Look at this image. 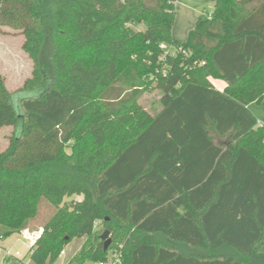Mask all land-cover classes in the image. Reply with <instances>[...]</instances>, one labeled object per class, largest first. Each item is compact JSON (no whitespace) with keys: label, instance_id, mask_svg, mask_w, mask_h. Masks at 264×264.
<instances>
[{"label":"trees","instance_id":"trees-1","mask_svg":"<svg viewBox=\"0 0 264 264\" xmlns=\"http://www.w3.org/2000/svg\"><path fill=\"white\" fill-rule=\"evenodd\" d=\"M176 3L0 0V26L33 62L19 91L38 92L19 113L0 74V129L13 128L0 239L43 229L32 264L77 238L68 264L116 249L122 264H264V127L249 108L264 105V0H216L186 42ZM44 202L55 210L38 226Z\"/></svg>","mask_w":264,"mask_h":264},{"label":"rangeland","instance_id":"rangeland-1","mask_svg":"<svg viewBox=\"0 0 264 264\" xmlns=\"http://www.w3.org/2000/svg\"><path fill=\"white\" fill-rule=\"evenodd\" d=\"M212 6H206L207 11H211ZM135 29L141 30L142 26H136ZM25 38L21 31L13 29L7 26H0V74L4 77L6 81V86L8 90L13 93V105L16 110L20 113V100L25 97H36L38 92H20L19 89L23 86L24 82L31 77L33 71V62L28 57V55L23 50ZM151 87L148 92L144 95V99L157 103L160 99V93L158 88H152L157 83L156 78L151 79ZM213 86L219 85L218 79H210ZM253 110L258 113L257 120H262L264 123V105L253 106ZM13 135V128L4 127L0 129V152H5L9 145L10 140ZM70 151V150H69ZM83 199V196H71L65 200V204L69 207L76 204ZM55 207L49 205L48 203H43L40 218L37 222V225H41L45 222L49 216L53 214ZM102 226L99 225L96 228V231L101 233ZM30 233H36L43 231V229H28ZM102 237V236H101ZM108 239L112 240V237L108 236ZM85 238H77L71 241L64 249L63 254L60 256L58 261L55 264H68V262L73 258L78 251L81 249L82 244L84 243ZM8 250L12 253L19 252L22 254L23 262L25 264L31 263V256L29 254V245L28 241L23 237L22 234H14L4 239H0V259L4 257V251ZM182 250L187 251L188 253L197 254L200 256H206L207 252L196 250L191 251L182 247ZM14 261H11L9 264H13Z\"/></svg>","mask_w":264,"mask_h":264},{"label":"crops","instance_id":"crops-1","mask_svg":"<svg viewBox=\"0 0 264 264\" xmlns=\"http://www.w3.org/2000/svg\"><path fill=\"white\" fill-rule=\"evenodd\" d=\"M215 3L216 0H177L176 18L172 29L174 38L180 42H186L189 33L196 27L199 16L213 13ZM208 5L212 6L211 11L206 10V6ZM225 87L226 84L223 81H219V85L216 86V89L223 92ZM255 105L261 106L251 104L249 108L257 118L258 113L253 110V106Z\"/></svg>","mask_w":264,"mask_h":264},{"label":"built area","instance_id":"built-area-1","mask_svg":"<svg viewBox=\"0 0 264 264\" xmlns=\"http://www.w3.org/2000/svg\"><path fill=\"white\" fill-rule=\"evenodd\" d=\"M258 127H264V123L258 121ZM43 231H39L36 233H30L29 231L25 230L22 235L28 241L29 245V254L33 253L35 249L36 241L41 237ZM64 252V251H63ZM62 252V254H63ZM61 254V255H62ZM11 261H23L22 254L19 252L12 253L8 250L4 251V257L0 259V264H9ZM123 263V255L119 249L113 250L110 252L108 257L105 260L99 261L93 264H122ZM92 264V263H87Z\"/></svg>","mask_w":264,"mask_h":264},{"label":"water","instance_id":"water-1","mask_svg":"<svg viewBox=\"0 0 264 264\" xmlns=\"http://www.w3.org/2000/svg\"><path fill=\"white\" fill-rule=\"evenodd\" d=\"M108 236H109V232H105L101 239L102 241L104 242V250L107 251L112 243V240L111 239H108Z\"/></svg>","mask_w":264,"mask_h":264}]
</instances>
